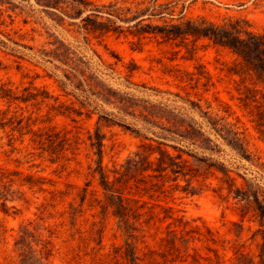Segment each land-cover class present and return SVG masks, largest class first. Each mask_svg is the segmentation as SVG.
I'll use <instances>...</instances> for the list:
<instances>
[{"label":"rangeland","instance_id":"rangeland-1","mask_svg":"<svg viewBox=\"0 0 264 264\" xmlns=\"http://www.w3.org/2000/svg\"><path fill=\"white\" fill-rule=\"evenodd\" d=\"M168 1L173 3V16L151 15L154 2L150 0H59L51 8L29 0V6L20 5L22 10L0 7V82H6L17 95L25 93L24 88L38 94L37 99L10 106L0 100V109H8L7 117H23L22 125L28 123L37 134L54 141L43 139L45 143L39 147L31 141L32 133L0 128V168L15 180L6 200L14 208L5 215L0 207V223L5 229H0V264H18L14 241L23 224L50 241L47 264H124L120 254L126 236L118 228L116 217L102 209V188L98 174L92 172L97 135L102 140L106 169L123 163L137 150L161 148L173 154L184 150L224 162L264 184V171L240 159L216 131H237L243 150L264 163V141L257 123L261 106L241 105L236 90L238 77L226 72L230 55L206 39L169 40L156 32L163 20L178 22L181 17L213 21L240 18L261 31L264 0L157 3ZM109 3L112 6H101ZM110 8L129 18L108 15L105 11ZM92 9L102 11L91 15L100 29L85 28L81 20ZM139 16L143 20L138 23ZM103 27L115 31L103 32ZM41 96L46 97L42 100ZM190 120L201 126L204 137L184 131ZM89 136H94V146ZM62 138L68 144L62 145ZM200 172L202 175L190 183L192 194L182 190L190 185L185 186V179L179 178L180 187L174 188L173 181H167L162 192L153 197L145 194L141 199L147 201V207L154 204V214L161 216V206H171L174 215L191 225L210 227L218 239L229 241L227 246L240 243L254 264H261L264 222L250 217V213L241 220L238 204L217 192L221 173ZM28 174L42 177L45 190L28 188ZM241 180L238 177V182ZM127 190L130 195L141 194L134 193L133 186ZM169 221L154 218L142 227L137 239L129 238L145 263L189 264V257L185 262L164 261L162 255L169 256L168 230L175 229L180 235L177 225L167 227ZM190 246L197 247L202 256L207 254L204 244L197 240ZM230 256L228 246L226 258ZM200 262L209 264L203 259Z\"/></svg>","mask_w":264,"mask_h":264},{"label":"trees","instance_id":"trees-1","mask_svg":"<svg viewBox=\"0 0 264 264\" xmlns=\"http://www.w3.org/2000/svg\"><path fill=\"white\" fill-rule=\"evenodd\" d=\"M0 0V7L4 6L6 9L20 8L23 3L30 4L29 0ZM59 0H34L35 4L45 8L55 7ZM153 1V12L151 15H158L161 17L163 13H168L173 16L174 6L172 1L157 3ZM102 7L112 6L109 4H102ZM118 9V8H117ZM165 9V10H164ZM1 10V8H0ZM20 10H22L20 8ZM139 8L136 12H139ZM102 12L99 9H92L91 12L83 17L81 20L85 28L100 29L95 23L96 20L91 15ZM110 16L117 19H128L129 17L121 16L115 8L105 11ZM123 17V18H122ZM142 16L137 17V22H141ZM178 22L163 20L162 26H157L156 32L163 38L175 40L177 38L190 39L196 42L201 39H206L217 50H226L231 58V65L226 68V72L230 75H236L238 99L243 107L250 105L261 106L257 111V123L259 132L262 134L264 141V30L258 31L253 29L246 20L240 18L225 17L221 21H213L203 17L197 18H180ZM95 21V22H94ZM105 31H115L114 28L103 27ZM145 31V30H143ZM25 93L17 95L15 91L6 83L0 82V100L5 101L10 106L13 102H27L31 99H37L38 94L31 93L28 88H24ZM42 100L46 96H41ZM8 109H0V128L9 127L10 131L18 130L21 134L32 133L31 141L39 144L42 147L45 143L43 139L54 143L49 138L50 136L42 137V134H37V131L32 130L29 124L22 125L23 117L14 119L11 115L7 117ZM29 119V117L27 118ZM15 122V124H13ZM25 132H21L23 128ZM184 131L193 136L204 137V131L200 125L190 120L186 123ZM219 135L223 140L233 148L236 155L240 159L248 161L250 164H255L264 171V163L251 156L247 150H243V144L237 131L232 129H219ZM222 131V133H221ZM57 134V133H56ZM182 136V135H181ZM184 137V136H182ZM91 146H94V136H89ZM58 139V138H56ZM96 166L93 173L98 174V184L102 188L103 202L101 207L104 211H110L117 219V226L122 230L126 236L124 242V250L120 254L124 259V264H148L145 263L137 253V246L134 242H130L129 238L137 239L139 232L143 230V226L149 224L150 220L156 218L157 220H170V224H175L180 228V235H177L175 229H169L170 237L167 238L168 255L163 254L165 262H185L188 260L189 264H202L201 259L206 260L209 264H228V261L233 264H254L252 257H250L242 245L238 242H233L231 245L232 256L226 258V252L229 241L225 239H218L210 227L197 224L191 225L189 221L184 220L182 216L173 214L171 206H161L163 214L159 216L154 214L150 207H147V201L141 199L143 195L153 197L156 192L164 190V184L167 181H173V187L177 188L181 185L178 183L179 178L186 181L185 186H189L193 179L197 180L202 175L200 169L208 173V171H218L221 175L218 177L220 185L217 192L223 199L232 198L234 203L238 204L239 215L241 220L250 213V217H257L260 222H264V184L257 181L255 177H246L244 173L234 170L231 166L224 162L213 160L211 157L198 156L195 153L184 150H176L175 154L159 148L158 150H137L133 154L127 156L123 163L114 166L112 169H106L102 162V140L97 135ZM209 142L212 139L206 138ZM204 140V139H203ZM62 145L68 144L65 138L59 140ZM213 143V146H216ZM213 153L215 150H202ZM218 151V150H216ZM157 153V154H155ZM186 154L187 156H184ZM195 162V165L189 163V158ZM235 168L238 169V166ZM19 173V172H17ZM9 174V173H8ZM7 171L0 168V207L3 214H9V209L14 206L6 204L9 186L15 182L8 177ZM206 178V176H202ZM238 177L242 180L238 182ZM155 178L156 181L153 180ZM25 183L28 188H35L39 191H44V180L40 176L28 174L25 176ZM23 185V183H20ZM87 185V184H86ZM135 188L134 193H141L138 196L130 195L128 188ZM186 193H194L190 188L183 187ZM222 190H225V195H222ZM85 193V190H84ZM85 195V194H84ZM82 197V201L84 198ZM100 202V201H99ZM157 205V204H155ZM147 207V208H146ZM0 229L5 231L0 223ZM197 240L204 244L207 254L202 256L197 247L190 246V243ZM264 250V243H262ZM14 248L19 256L18 264H47L48 257L51 254V247L49 240L41 239L34 230L29 229L25 224L20 225V234L14 241ZM192 249V253L189 252ZM221 249L222 252L219 250ZM209 253L212 254L209 255ZM264 264V260H261Z\"/></svg>","mask_w":264,"mask_h":264}]
</instances>
